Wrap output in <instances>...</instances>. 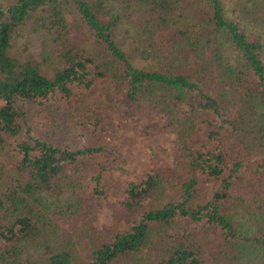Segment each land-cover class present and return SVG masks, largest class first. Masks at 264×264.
<instances>
[{"label":"trees","instance_id":"1","mask_svg":"<svg viewBox=\"0 0 264 264\" xmlns=\"http://www.w3.org/2000/svg\"><path fill=\"white\" fill-rule=\"evenodd\" d=\"M57 96L61 126L125 117L164 164L147 140L124 184L104 147L35 136L25 104ZM106 204L112 232L88 229ZM213 259L264 264V0H0V264Z\"/></svg>","mask_w":264,"mask_h":264},{"label":"rangeland","instance_id":"2","mask_svg":"<svg viewBox=\"0 0 264 264\" xmlns=\"http://www.w3.org/2000/svg\"><path fill=\"white\" fill-rule=\"evenodd\" d=\"M107 92L111 93V88L102 84L88 94L90 100L95 101L100 97L104 99ZM76 93L81 94L82 90L77 91L76 89ZM73 102L75 103V100ZM74 103L72 104V101L62 99L60 96H57L46 105L27 102L25 106L28 114L29 130L39 138H45L49 142L70 148L104 147L110 154L109 157H105L109 160L116 158L117 164L124 169L116 172L124 184L144 178L151 170L150 160H148L149 151L145 147L147 140L157 147L160 152V155H157L159 158L156 160L157 165L162 166L164 164V152L169 147V141L163 137H143L138 127L129 124L125 117L119 119L120 125L107 132L95 130L93 127H83L73 131L68 129L65 124L61 126L60 122L64 123L62 120ZM163 142L165 146L162 145ZM116 199L119 198L116 197ZM114 215L115 213L107 204L99 209L97 208V212L93 213L92 217H88L92 225L88 229L100 228L105 234L112 232L116 224L115 219H113ZM213 262L216 263V260L213 259Z\"/></svg>","mask_w":264,"mask_h":264}]
</instances>
